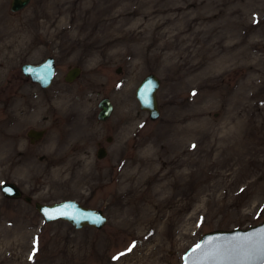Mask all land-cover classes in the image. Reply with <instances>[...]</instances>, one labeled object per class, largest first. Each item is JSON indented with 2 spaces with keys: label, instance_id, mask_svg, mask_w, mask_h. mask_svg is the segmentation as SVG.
I'll use <instances>...</instances> for the list:
<instances>
[{
  "label": "rangeland",
  "instance_id": "obj_1",
  "mask_svg": "<svg viewBox=\"0 0 264 264\" xmlns=\"http://www.w3.org/2000/svg\"><path fill=\"white\" fill-rule=\"evenodd\" d=\"M8 3L0 183L31 200L0 192V264H180L202 232L264 218V0ZM46 55L55 69L40 88L19 66ZM148 72L154 119L133 94ZM102 96L112 109L98 120ZM63 198L100 207L105 223L73 228L33 208Z\"/></svg>",
  "mask_w": 264,
  "mask_h": 264
},
{
  "label": "water",
  "instance_id": "obj_2",
  "mask_svg": "<svg viewBox=\"0 0 264 264\" xmlns=\"http://www.w3.org/2000/svg\"><path fill=\"white\" fill-rule=\"evenodd\" d=\"M27 2L28 0H9L8 8L16 11L23 8ZM54 67L52 55H46L36 63L22 62L19 66L21 73L37 83L40 88L49 85ZM78 72L79 67L73 65L64 72L63 79L71 81ZM158 83L155 74L148 72L142 76L133 90L138 108L145 110L149 119H154L158 115L155 99ZM96 106L95 116L98 120H104L109 116L112 105L108 97H100ZM42 133L43 129L40 128H28L26 131V135L31 140L39 138ZM104 153L103 147H97L95 156L99 158ZM0 192L7 197H18L21 194L13 181L1 182ZM22 197L27 202L31 199L26 194ZM33 208L43 221L61 219L73 228L83 226L100 228L106 221V216L100 207L86 206L72 198L53 202L33 200ZM180 264H264V218L245 227L218 228L202 232L199 238L183 251Z\"/></svg>",
  "mask_w": 264,
  "mask_h": 264
},
{
  "label": "flooded vegetation",
  "instance_id": "obj_3",
  "mask_svg": "<svg viewBox=\"0 0 264 264\" xmlns=\"http://www.w3.org/2000/svg\"><path fill=\"white\" fill-rule=\"evenodd\" d=\"M98 147H102V146H98ZM18 187H19V186H18ZM19 189H20V188H19ZM22 195H23V194H20L18 197H20V196L22 197ZM5 197H6V196H5ZM18 197H6V198H18ZM22 199H23V197H22ZM23 200H24V199H23ZM30 200H31V199H30ZM30 200H29V201H30ZM29 201H28V202H29ZM26 202H27V201H26Z\"/></svg>",
  "mask_w": 264,
  "mask_h": 264
},
{
  "label": "snow or ice",
  "instance_id": "obj_4",
  "mask_svg": "<svg viewBox=\"0 0 264 264\" xmlns=\"http://www.w3.org/2000/svg\"><path fill=\"white\" fill-rule=\"evenodd\" d=\"M97 219H99V218H97ZM197 247H199V245ZM114 259H115V257H114Z\"/></svg>",
  "mask_w": 264,
  "mask_h": 264
}]
</instances>
